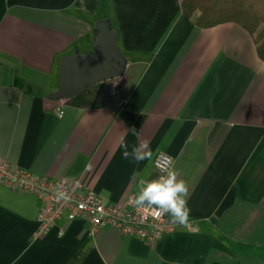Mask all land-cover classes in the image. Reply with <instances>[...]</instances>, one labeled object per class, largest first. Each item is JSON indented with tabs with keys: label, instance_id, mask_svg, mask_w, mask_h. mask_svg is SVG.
<instances>
[{
	"label": "crops",
	"instance_id": "1",
	"mask_svg": "<svg viewBox=\"0 0 264 264\" xmlns=\"http://www.w3.org/2000/svg\"><path fill=\"white\" fill-rule=\"evenodd\" d=\"M101 17L127 57L117 110L90 92L49 95L59 57L90 51ZM144 141L151 158L122 157ZM158 150L189 186L185 224L149 240L63 216L37 233L40 201L2 185L0 264H264V60L251 34L201 27L180 0H0V159L110 202L157 178Z\"/></svg>",
	"mask_w": 264,
	"mask_h": 264
},
{
	"label": "built area",
	"instance_id": "2",
	"mask_svg": "<svg viewBox=\"0 0 264 264\" xmlns=\"http://www.w3.org/2000/svg\"><path fill=\"white\" fill-rule=\"evenodd\" d=\"M112 91L117 96L113 85ZM172 161L173 156L164 150L155 153L153 163L157 178L169 172ZM151 180L153 179L141 178L136 186L138 192L130 191L124 198L109 202L104 201L100 193L86 187L80 178H53L48 174L33 172L25 166L0 159V186L32 192L40 201L37 233L47 230L56 219L63 216L67 219L77 216L84 218L89 223L91 234H95L105 224L117 227L123 234H133L149 240L172 232L178 223L173 222L169 215L158 214L155 207H137L133 203L139 191ZM58 191H63L66 198L59 199ZM62 231L61 227L59 232Z\"/></svg>",
	"mask_w": 264,
	"mask_h": 264
},
{
	"label": "water",
	"instance_id": "3",
	"mask_svg": "<svg viewBox=\"0 0 264 264\" xmlns=\"http://www.w3.org/2000/svg\"><path fill=\"white\" fill-rule=\"evenodd\" d=\"M94 28L97 33L90 51L71 52L59 57L57 85L49 95L53 98L72 97L98 82H106L96 97L117 110L119 101L111 82L124 72L127 57L109 17L97 19Z\"/></svg>",
	"mask_w": 264,
	"mask_h": 264
},
{
	"label": "trees",
	"instance_id": "4",
	"mask_svg": "<svg viewBox=\"0 0 264 264\" xmlns=\"http://www.w3.org/2000/svg\"><path fill=\"white\" fill-rule=\"evenodd\" d=\"M180 6L201 27L223 22L241 25L253 37L257 53L264 60V0H180ZM102 86L98 82L82 93L96 95Z\"/></svg>",
	"mask_w": 264,
	"mask_h": 264
},
{
	"label": "clouds",
	"instance_id": "5",
	"mask_svg": "<svg viewBox=\"0 0 264 264\" xmlns=\"http://www.w3.org/2000/svg\"><path fill=\"white\" fill-rule=\"evenodd\" d=\"M132 135H137L135 128L129 129ZM122 157L131 158L134 162L140 163L151 158L152 152L148 147V141H144L139 146H132L129 151L127 144H122ZM176 171H169L166 175H161L157 179L149 181L135 197L133 203L137 207L152 208L158 210V214H170L173 222L185 224L190 215L188 207L189 186L183 179L178 178ZM59 199H65V193L58 191Z\"/></svg>",
	"mask_w": 264,
	"mask_h": 264
},
{
	"label": "rangeland",
	"instance_id": "6",
	"mask_svg": "<svg viewBox=\"0 0 264 264\" xmlns=\"http://www.w3.org/2000/svg\"><path fill=\"white\" fill-rule=\"evenodd\" d=\"M45 78L47 79V76Z\"/></svg>",
	"mask_w": 264,
	"mask_h": 264
}]
</instances>
